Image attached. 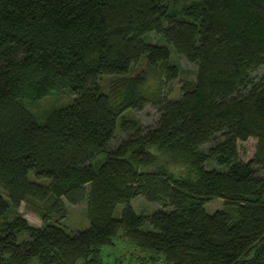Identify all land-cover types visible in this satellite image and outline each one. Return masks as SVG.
I'll list each match as a JSON object with an SVG mask.
<instances>
[{
    "label": "trees",
    "instance_id": "trees-1",
    "mask_svg": "<svg viewBox=\"0 0 264 264\" xmlns=\"http://www.w3.org/2000/svg\"><path fill=\"white\" fill-rule=\"evenodd\" d=\"M168 5L0 0V264H100L119 229L161 264H264V0ZM150 31L195 63L176 97L166 93L177 66L166 45L143 40ZM141 55L158 69L153 84L145 69L126 75ZM51 92L72 96L32 111L37 121L30 106ZM147 103L152 123L124 116ZM137 195L158 206L135 212ZM215 197L224 205L209 212ZM31 199L47 201L39 225L17 209ZM64 201L84 202V228L59 223Z\"/></svg>",
    "mask_w": 264,
    "mask_h": 264
},
{
    "label": "rangeland",
    "instance_id": "rangeland-1",
    "mask_svg": "<svg viewBox=\"0 0 264 264\" xmlns=\"http://www.w3.org/2000/svg\"><path fill=\"white\" fill-rule=\"evenodd\" d=\"M169 4L170 8H178L183 2L187 0H164ZM143 40L147 42H152L155 44H163L166 45L169 50V57L170 60L177 66V75L173 79H171L167 83V90L166 93L169 97H176L180 92V85L182 81L185 79H193L195 76V63L186 60L182 55L176 53L174 49L167 44L163 38L155 34L153 32H146L142 35ZM144 74L146 76V82L148 84H153L156 78V74L158 69L150 70L147 67L144 56L141 55L139 59L134 62L126 75L131 76L135 73L144 70ZM115 76L107 74L102 75L100 78V84L104 90H107L113 80H115ZM71 94L69 93H60L56 94V92H51L50 94H46L42 97L36 104H32L30 106V112L33 114L37 121H41L43 119L44 113L37 117L32 111L37 113L42 109H48L52 106L57 107L60 104L67 103L71 99ZM157 115L156 106L152 103L145 104L142 109L135 110V109H127L124 111L125 117H130L135 119L141 125H147L154 121ZM123 137V132L116 126L114 135L109 142L110 146L115 145L121 138ZM256 139L254 137H249L246 140L238 142V151L239 156L247 160L253 156L254 149H255ZM98 158V159H97ZM96 160L93 162L94 166H97L98 161L103 159V155L99 154ZM214 165L210 163L209 164ZM217 166V165H216ZM224 167V166H223ZM260 172L264 174V169H261ZM28 178L34 179L31 172L28 173ZM36 179V178H35ZM40 179L41 182H46V177L37 178ZM47 201L44 199H31L28 201H21L18 210L21 212L22 216L33 225H39L41 223L40 218L37 215L35 209L41 208V206L46 203ZM66 215L59 219V223H61L64 228L67 230H75L79 228H84L88 221L85 217V208L84 202L79 203H68L64 201ZM130 205L132 206L135 212H144L148 213L158 205L155 202H148L144 199V197L137 195L130 199ZM205 208L207 211L211 212L217 208H221L224 205V199L221 197H215L205 204ZM121 204L118 203L114 208V215H118L120 210ZM26 237L25 232H20L17 235V239L21 240ZM151 254L154 255L149 250H142L138 246L132 244L127 240V238L121 233V229L117 231L115 236L112 238V243L104 244L100 247V264H161L162 257L158 254V256L149 257Z\"/></svg>",
    "mask_w": 264,
    "mask_h": 264
}]
</instances>
